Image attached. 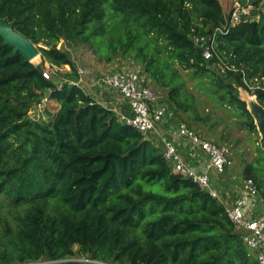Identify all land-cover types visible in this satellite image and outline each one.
Returning <instances> with one entry per match:
<instances>
[{
    "label": "trees",
    "instance_id": "trees-1",
    "mask_svg": "<svg viewBox=\"0 0 264 264\" xmlns=\"http://www.w3.org/2000/svg\"><path fill=\"white\" fill-rule=\"evenodd\" d=\"M247 4L229 24L219 0H0V19L41 56L33 63L0 36V264H83L69 260L75 254L107 264H259L218 198L69 83L79 67L63 45L138 65L170 121L226 147L264 208V149L241 96L264 106V4ZM223 26L204 58L195 38ZM44 62L57 67L50 78ZM47 90L54 106L38 122L28 113Z\"/></svg>",
    "mask_w": 264,
    "mask_h": 264
},
{
    "label": "built area",
    "instance_id": "built-area-1",
    "mask_svg": "<svg viewBox=\"0 0 264 264\" xmlns=\"http://www.w3.org/2000/svg\"><path fill=\"white\" fill-rule=\"evenodd\" d=\"M262 1L264 4V0ZM248 12L247 4L244 6L239 0H232V4L227 12L230 14L229 24L237 23L242 18V14H248ZM224 29V26L216 27L213 33L206 38H195L196 42L202 41L204 44V58H210L211 51L214 48L215 35ZM56 69L57 67L55 66H48L46 69H43V77L50 78ZM77 71V78L69 81V83L83 86L85 69L79 67ZM96 82L99 85L115 90L128 103L130 113L118 112V118L137 129L145 138L159 144L162 147L164 157L171 164L174 172L191 178L225 205L217 189V185L221 182L227 168L232 163L226 147L202 137L194 130L188 128L183 122L178 123L176 126L178 136L186 139L199 149L206 158V168L197 170L184 161L177 144L163 130L162 125H165L166 120L172 118V113L166 105L158 103L157 95L143 82L142 73L139 68L120 67L111 72L100 74L97 76ZM256 198L257 191L253 181L251 179H243L238 198L233 204L225 206L235 227L242 232L245 244L252 251L256 252L258 263L264 264V217L251 216L248 211ZM69 260L78 261L83 264H107L83 256H77Z\"/></svg>",
    "mask_w": 264,
    "mask_h": 264
},
{
    "label": "crops",
    "instance_id": "crops-1",
    "mask_svg": "<svg viewBox=\"0 0 264 264\" xmlns=\"http://www.w3.org/2000/svg\"><path fill=\"white\" fill-rule=\"evenodd\" d=\"M245 6L247 0H239ZM224 12H228L229 7L232 4V0H219ZM247 11H250V4H247ZM120 68V67H119ZM100 75V74H99ZM99 75L89 76L88 71H85L83 88L87 93L93 96L99 103L103 106L111 109L116 114L130 113L128 103L122 99V97L115 90L108 88L103 85H99L96 82V78ZM59 83V82H58ZM165 125H162L163 130L169 135V137L177 144L179 151L181 152L184 161L197 170H203L206 168V158L203 153L193 146L186 139L181 138L176 133V126L178 123L166 120ZM235 161H232L231 165L228 167L227 172L222 177L221 182L217 185V189L224 200L226 206H229L235 202L239 196V189L242 186V180L239 176L234 173ZM251 216L254 217H264V208L261 201L256 198L253 205L248 210Z\"/></svg>",
    "mask_w": 264,
    "mask_h": 264
},
{
    "label": "rangeland",
    "instance_id": "rangeland-1",
    "mask_svg": "<svg viewBox=\"0 0 264 264\" xmlns=\"http://www.w3.org/2000/svg\"><path fill=\"white\" fill-rule=\"evenodd\" d=\"M59 44L61 45V42ZM63 45L71 54L75 65L77 67L84 68L85 71H88L89 76L95 77V75L105 74V73L111 72L115 69H118L119 67H121V68H138L139 67L138 65L131 64L130 61L128 62V60H124L118 56L114 57L111 62L101 61L93 54L92 50L88 46H86L85 44H82L80 42H76V43L63 42ZM32 61H33V63H40L41 62L40 54L37 55L35 57V59ZM48 66H49V64L47 62H44V69H46ZM63 68H68V66L65 65V66H63ZM139 69H140V67H139ZM142 80L145 84H147L152 89V91L158 97L157 100H159L161 93L158 92L153 87V85L150 83L149 80L146 79V77L143 75V73H142ZM45 99H46L45 96L41 97V100H43V102L40 103L39 105H36V107L28 113V117L35 119L38 122L47 121L49 119L50 114H48V112H46L44 110L45 105L47 106L46 108H50V112H52V107L54 106V103L53 102L52 103L47 102ZM232 132H233L232 134L233 135L235 134L236 137L240 136V134L237 133L236 131L232 130ZM242 143H243V145L248 147V142L244 138H243ZM233 169H234V173L236 175L240 176V171H239V167H238L237 163ZM74 247L76 248L77 246H74ZM77 256H79V255L75 254L71 258H75ZM58 262L59 261L49 262L48 260H43L40 262H36L34 264H58Z\"/></svg>",
    "mask_w": 264,
    "mask_h": 264
},
{
    "label": "water",
    "instance_id": "water-1",
    "mask_svg": "<svg viewBox=\"0 0 264 264\" xmlns=\"http://www.w3.org/2000/svg\"><path fill=\"white\" fill-rule=\"evenodd\" d=\"M0 36L4 43H8L15 50L20 51L25 57L32 61L34 57L39 55L38 44H34L29 38L14 29L13 24L0 19ZM33 62V61H32ZM212 69L218 72V68L213 66ZM218 78L220 75L218 74ZM50 90L45 92V98H48ZM241 96L246 102V106L252 116L256 129L258 131V143L261 149H264V106H262L254 96H250L245 91H241ZM45 99V100H46Z\"/></svg>",
    "mask_w": 264,
    "mask_h": 264
},
{
    "label": "bare ground",
    "instance_id": "bare-ground-1",
    "mask_svg": "<svg viewBox=\"0 0 264 264\" xmlns=\"http://www.w3.org/2000/svg\"><path fill=\"white\" fill-rule=\"evenodd\" d=\"M35 59V57L33 58V60ZM38 59V58H37Z\"/></svg>",
    "mask_w": 264,
    "mask_h": 264
}]
</instances>
